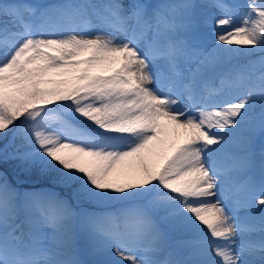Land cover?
<instances>
[{
  "label": "snow or ice",
  "instance_id": "obj_1",
  "mask_svg": "<svg viewBox=\"0 0 264 264\" xmlns=\"http://www.w3.org/2000/svg\"><path fill=\"white\" fill-rule=\"evenodd\" d=\"M210 7L209 45L193 0H0V160L47 182L0 171V264H264V0Z\"/></svg>",
  "mask_w": 264,
  "mask_h": 264
},
{
  "label": "rangeland",
  "instance_id": "obj_2",
  "mask_svg": "<svg viewBox=\"0 0 264 264\" xmlns=\"http://www.w3.org/2000/svg\"><path fill=\"white\" fill-rule=\"evenodd\" d=\"M154 3L160 2V0H153ZM2 2L9 3L13 2V0H2ZM21 2H27V3H32V4H51V3H56L59 2V0H21ZM232 2H243V0H232ZM193 3L197 5V8L195 10L196 12V18H195V24L199 27L200 31L208 36V39L206 41L207 44L212 43L211 35H210V25L205 24L202 22V20H207L210 21L214 16L220 15L217 9H214L210 7L212 0H193ZM264 55L260 52H255L253 55L248 56V57H238L235 60L232 61V63H240V64H247L250 61L252 62H257V67H259L258 61L260 60L261 56ZM186 70H187V66ZM194 67V65L192 66ZM244 89H239L236 90V92H243ZM235 94V93H234ZM54 107V106H53ZM177 107H179L181 110L187 107V105L181 101ZM191 111H196V110H191ZM260 112V107L259 105L256 106L253 112V116L258 114ZM18 123V122H17ZM91 123V122H88ZM252 123H255V120L252 121ZM247 127V125H246ZM214 132H218V129H214ZM11 132H8L7 138H4V134H0V148L4 149L5 145H8V151H13L16 148H20V150H23L22 148V140L19 136L16 137V140L14 141L12 138L13 136L11 135ZM260 137V134L257 132L255 135L252 137L251 144L249 146V151L252 152L251 156L254 155V150L258 152H262L264 150V139L257 141V138ZM211 147H218L217 145H213ZM238 151L237 145L235 143L232 144H226L223 145V152L220 154L221 156L223 155V159H227L230 155L236 154ZM257 156L255 155V158ZM255 158H253L255 160ZM15 162L13 161H8L5 163L3 160H0V166L3 167L4 169H0V171H5L7 170V173L9 175L10 181L21 191L22 190H39L41 187H43L44 183H47L38 172L32 171V172H26L21 169L15 168L14 166ZM259 173L261 174V168L259 170ZM123 182V179H122ZM213 201H215L216 197H211L209 198ZM106 207H109L111 210V207H114L112 205L105 206V205H100V206H95V207H89V211H94V212H104L100 210H107ZM115 207H119V205H115ZM242 218L246 217L249 215V213L245 209H240L238 213ZM258 218V217H257ZM203 227V226H202ZM235 241L239 243L242 239H246V237H241V236H236L234 237ZM82 246H79L81 245ZM81 243H75L76 247V255L77 258L82 261V264H92V261L97 259L98 257L92 255L86 245L85 240ZM252 258V257H249Z\"/></svg>",
  "mask_w": 264,
  "mask_h": 264
},
{
  "label": "trees",
  "instance_id": "obj_3",
  "mask_svg": "<svg viewBox=\"0 0 264 264\" xmlns=\"http://www.w3.org/2000/svg\"><path fill=\"white\" fill-rule=\"evenodd\" d=\"M12 135V134H11ZM13 139V138H12ZM16 140V139H15ZM14 140V141H15ZM0 150H3V149H1L0 148ZM10 152V151H9ZM0 169H4L3 167H1L0 166ZM46 183H44L43 185H45ZM28 190V189H27ZM22 191H24V190H22ZM29 191H31L30 189H29ZM107 208V210H100V211H111V210H108V209H110L109 207H106ZM83 241V238H77V240H76V242L75 243H81ZM79 246H82V243H81V245H79ZM89 264H91V263H89Z\"/></svg>",
  "mask_w": 264,
  "mask_h": 264
}]
</instances>
